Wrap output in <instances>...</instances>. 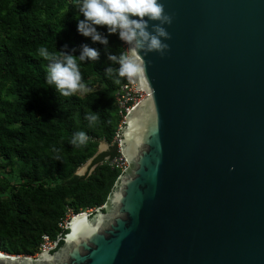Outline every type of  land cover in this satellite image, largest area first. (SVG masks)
Returning <instances> with one entry per match:
<instances>
[{"label":"water","instance_id":"water-1","mask_svg":"<svg viewBox=\"0 0 264 264\" xmlns=\"http://www.w3.org/2000/svg\"><path fill=\"white\" fill-rule=\"evenodd\" d=\"M160 2L170 48L134 80L130 166L59 249L0 264H264V0Z\"/></svg>","mask_w":264,"mask_h":264},{"label":"trees","instance_id":"trees-1","mask_svg":"<svg viewBox=\"0 0 264 264\" xmlns=\"http://www.w3.org/2000/svg\"><path fill=\"white\" fill-rule=\"evenodd\" d=\"M76 0H0V251L35 255L43 236L59 240L68 229L60 224L74 214L102 207L122 171L110 161L119 154L114 138L122 117L116 100L120 84L105 74V45L93 43L77 30ZM80 19L83 16L80 15ZM108 36V51L119 54L127 45L118 34ZM88 44L99 50L97 61L80 65L88 91L63 97L46 82L48 61L38 55ZM99 119L90 125L88 113ZM89 137L82 147L74 133ZM102 141L110 147L97 154ZM114 142V143H113ZM93 170L79 167L93 158Z\"/></svg>","mask_w":264,"mask_h":264},{"label":"clouds","instance_id":"clouds-1","mask_svg":"<svg viewBox=\"0 0 264 264\" xmlns=\"http://www.w3.org/2000/svg\"><path fill=\"white\" fill-rule=\"evenodd\" d=\"M76 7L83 16V19L79 18L80 15L77 16L78 32L90 37L93 43L105 45L108 60L118 65L105 69V74L117 85L121 83V78L143 83L147 71L144 56L150 52L163 55L170 48L165 41L171 39V34L164 25H170L173 17L166 13L160 0H76ZM152 21L159 23H150ZM97 26H106L109 35L118 34L119 39L128 46L127 49L121 50L119 54L109 52L108 36L98 31ZM38 55L48 61L47 84L54 85L61 96L70 97L78 92L83 94L88 91L80 65L88 60H99L100 52L88 44L81 46L79 55L75 54V49L68 51L67 45L65 50L58 51H50L48 47L41 46ZM86 119L90 125H94L99 116L90 112ZM88 140L86 132L78 131L73 134L70 143L74 147H82ZM86 211L93 213L94 209Z\"/></svg>","mask_w":264,"mask_h":264},{"label":"built area","instance_id":"built-area-1","mask_svg":"<svg viewBox=\"0 0 264 264\" xmlns=\"http://www.w3.org/2000/svg\"><path fill=\"white\" fill-rule=\"evenodd\" d=\"M123 79L124 80L115 95L119 107V113L122 117L121 123L118 127L117 133L114 138V141L115 143H117L118 146L119 154L116 157L112 158L110 161V164L112 166H116L119 169H121L122 173L130 166V163L128 159L121 152V143H120L121 137L119 136V133L121 131V128L124 126L126 122L127 115L131 112L134 106L147 95L144 89L138 88L137 82H135L134 80L130 82L127 80V78H123ZM73 216L74 213H72V211L69 210L67 217L63 220V222L60 225L66 228L69 219L72 218ZM57 241L58 240H52L48 235H44L43 241L39 246V252H37L35 255L32 256H36L41 251H46L48 249L55 247V243Z\"/></svg>","mask_w":264,"mask_h":264},{"label":"rangeland","instance_id":"rangeland-1","mask_svg":"<svg viewBox=\"0 0 264 264\" xmlns=\"http://www.w3.org/2000/svg\"><path fill=\"white\" fill-rule=\"evenodd\" d=\"M109 147L110 145L106 141H102L98 148L97 154L108 150ZM93 159L94 157L90 159L88 162H86L85 164H83L81 167H79L77 170V173L80 175H83L90 169V167H91L90 171L93 170L96 166V165H93Z\"/></svg>","mask_w":264,"mask_h":264},{"label":"bare ground","instance_id":"bare-ground-1","mask_svg":"<svg viewBox=\"0 0 264 264\" xmlns=\"http://www.w3.org/2000/svg\"><path fill=\"white\" fill-rule=\"evenodd\" d=\"M89 213V211H87L85 214H88Z\"/></svg>","mask_w":264,"mask_h":264},{"label":"flooded vegetation","instance_id":"flooded-vegetation-1","mask_svg":"<svg viewBox=\"0 0 264 264\" xmlns=\"http://www.w3.org/2000/svg\"><path fill=\"white\" fill-rule=\"evenodd\" d=\"M57 249H59V248H57Z\"/></svg>","mask_w":264,"mask_h":264}]
</instances>
